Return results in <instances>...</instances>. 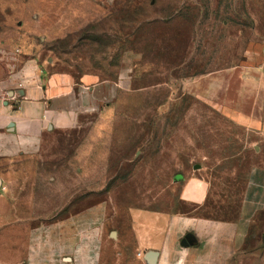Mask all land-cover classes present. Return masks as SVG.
I'll use <instances>...</instances> for the list:
<instances>
[{"label":"rangeland","instance_id":"rangeland-1","mask_svg":"<svg viewBox=\"0 0 264 264\" xmlns=\"http://www.w3.org/2000/svg\"><path fill=\"white\" fill-rule=\"evenodd\" d=\"M258 57L264 0H0V78L33 60L65 80L59 89L109 81L87 94L77 127L45 136L32 159L1 163L0 211L18 210L30 230L101 205L105 264H137L133 210L234 219L250 172L264 167V135L224 117L192 83ZM193 178L209 186L200 208L181 200ZM254 248L264 264V213Z\"/></svg>","mask_w":264,"mask_h":264},{"label":"crops","instance_id":"crops-1","mask_svg":"<svg viewBox=\"0 0 264 264\" xmlns=\"http://www.w3.org/2000/svg\"><path fill=\"white\" fill-rule=\"evenodd\" d=\"M258 58L203 74L192 85L224 117L264 135V57ZM53 75L31 60L0 78V189L5 173L2 162L32 159L40 153L45 136L77 127L88 111L87 96L95 99L97 88L109 84L108 80L73 83L59 89L58 82L65 80ZM208 194V183L193 178L184 181L181 200L200 208ZM14 212L0 211V264H105L106 211L101 205L60 218L45 217L47 224L30 230L18 210ZM263 213L264 167L255 166L232 220L133 210L135 259L137 264H150L146 255L155 252L154 264H263L257 248L247 249L251 228ZM7 218L15 222L10 228L3 223Z\"/></svg>","mask_w":264,"mask_h":264},{"label":"water","instance_id":"water-1","mask_svg":"<svg viewBox=\"0 0 264 264\" xmlns=\"http://www.w3.org/2000/svg\"><path fill=\"white\" fill-rule=\"evenodd\" d=\"M176 181H181L183 180V177L181 175H177L175 178ZM0 187H1V181H0ZM184 244H186V241H184ZM155 259H156V253L155 252H149L146 255V260L150 263V264H154L155 263Z\"/></svg>","mask_w":264,"mask_h":264}]
</instances>
